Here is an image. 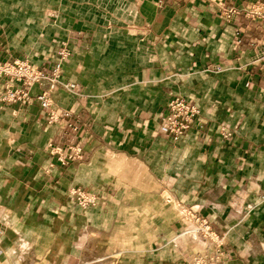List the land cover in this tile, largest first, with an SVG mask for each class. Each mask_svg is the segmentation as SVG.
<instances>
[{"label":"crops","instance_id":"1","mask_svg":"<svg viewBox=\"0 0 264 264\" xmlns=\"http://www.w3.org/2000/svg\"><path fill=\"white\" fill-rule=\"evenodd\" d=\"M250 5L264 13V0H0V63L50 73L66 47L63 79L83 96L49 94L77 131L37 101L0 103V264H264V22L223 16ZM177 97L202 112L179 143L162 125ZM49 144L82 159L63 166Z\"/></svg>","mask_w":264,"mask_h":264},{"label":"built area","instance_id":"2","mask_svg":"<svg viewBox=\"0 0 264 264\" xmlns=\"http://www.w3.org/2000/svg\"><path fill=\"white\" fill-rule=\"evenodd\" d=\"M244 14L252 20H261L264 22V13L258 5H250L243 9H236L234 7L227 8L223 11V16L226 19L234 15ZM240 43V42H239ZM70 56V52L66 47L60 49L57 53V63L50 73L41 71L27 61H14L0 63V77L7 79L10 86L5 93L0 94V103L12 105H26L37 101L49 113L48 124L57 125L62 124L63 120L71 116V113L64 112L59 114L53 108V102L49 97L50 93L63 90L77 99V105L80 104L79 99L83 97L78 91L76 83L68 82L62 76V62ZM264 67V58H263ZM47 84V91L36 97L31 96L30 90L36 85ZM16 85V87L14 86ZM202 112L201 110L184 100L177 97L173 99L167 109V113L162 117V125L164 131L172 137L175 143H179L186 133L196 126L201 125ZM63 125V124H62ZM64 127L71 128L77 131L68 120L64 123ZM224 139L230 135L228 130L221 131ZM48 149L52 156L57 155L58 161L61 165H68L70 162L80 161L82 159V148L79 145L69 147V153H63L62 149L49 144ZM70 197L75 199L76 204L83 210L89 211L98 205L97 198L93 194L86 193L81 188H71L69 190ZM264 203V197L262 199ZM199 233L205 240H210L216 243L219 247L223 245V240L213 234L210 228V223L207 219H200Z\"/></svg>","mask_w":264,"mask_h":264},{"label":"bare ground","instance_id":"3","mask_svg":"<svg viewBox=\"0 0 264 264\" xmlns=\"http://www.w3.org/2000/svg\"><path fill=\"white\" fill-rule=\"evenodd\" d=\"M1 8V7H0ZM2 10V9H1ZM23 12H25V11H23ZM37 19V18H36ZM25 20V19H24ZM33 23V22H32Z\"/></svg>","mask_w":264,"mask_h":264}]
</instances>
